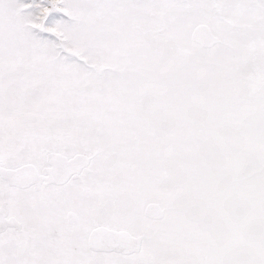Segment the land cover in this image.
Returning <instances> with one entry per match:
<instances>
[{
  "label": "snow or ice",
  "instance_id": "snow-or-ice-1",
  "mask_svg": "<svg viewBox=\"0 0 264 264\" xmlns=\"http://www.w3.org/2000/svg\"><path fill=\"white\" fill-rule=\"evenodd\" d=\"M0 264H264V0H0Z\"/></svg>",
  "mask_w": 264,
  "mask_h": 264
}]
</instances>
